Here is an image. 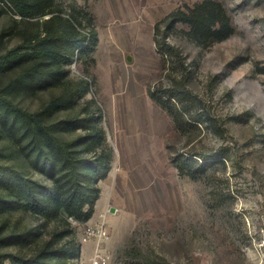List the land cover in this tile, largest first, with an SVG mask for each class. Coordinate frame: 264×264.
Wrapping results in <instances>:
<instances>
[{
	"label": "rangeland",
	"instance_id": "rangeland-1",
	"mask_svg": "<svg viewBox=\"0 0 264 264\" xmlns=\"http://www.w3.org/2000/svg\"><path fill=\"white\" fill-rule=\"evenodd\" d=\"M197 1L56 0L58 13H74L81 28L96 30L98 43L66 66V89L83 78L89 92L55 118L81 116L82 110L99 115L111 152L92 216L73 222L79 264L93 249L92 241H80L82 230L101 220L109 230L110 264H264V0H219L233 32L204 46L191 38L188 25L167 19ZM48 17L14 29L41 31ZM15 18L0 0V54L20 42L17 31H4ZM61 91L10 97L35 111ZM151 92L178 113L181 129ZM0 149L12 147L0 138ZM206 156L215 161L201 175L175 167L174 160L185 159L194 169ZM2 162L43 180L20 156ZM24 226L48 236L55 224L29 212L0 214V232ZM4 263L17 264L11 257Z\"/></svg>",
	"mask_w": 264,
	"mask_h": 264
},
{
	"label": "trees",
	"instance_id": "trees-1",
	"mask_svg": "<svg viewBox=\"0 0 264 264\" xmlns=\"http://www.w3.org/2000/svg\"><path fill=\"white\" fill-rule=\"evenodd\" d=\"M14 14L15 24L4 30L16 33L20 42L0 54V138L9 142L12 150L0 149V214L14 211L29 212L43 223L55 227L48 236L38 227L14 228L0 232V264L13 258L17 264H79L78 243L73 222H85L92 216L95 201L99 199L103 180L109 171L111 152L107 151L104 129L98 123L100 116L86 110L80 115L55 118L59 112L75 107L78 99L89 92V83L80 78L74 90L66 89L67 65L82 54L92 53L98 43L95 29L81 28L82 22L74 13L62 15L56 10V0H6ZM49 14L41 31L25 33L14 29L29 18ZM167 19L188 25V34L199 45L222 40L233 32L226 8L219 0H201L172 10ZM90 23L88 22V25ZM83 27V26H82ZM14 29V30H13ZM167 49L173 46L163 42ZM68 83V82H67ZM61 88L40 109L30 111L11 97V93ZM17 90V91H14ZM150 96L169 110L175 126L181 129L178 113L170 110L166 99L151 92ZM82 132L73 138L67 134ZM20 156L29 168L42 175L43 180L25 175L13 164L2 159ZM214 156L194 169L184 159L174 160L180 174L201 175ZM197 174V173H196ZM14 247L15 252L4 249Z\"/></svg>",
	"mask_w": 264,
	"mask_h": 264
},
{
	"label": "built area",
	"instance_id": "built-area-1",
	"mask_svg": "<svg viewBox=\"0 0 264 264\" xmlns=\"http://www.w3.org/2000/svg\"><path fill=\"white\" fill-rule=\"evenodd\" d=\"M109 238V230L103 220L82 230L80 241L93 242L92 253L86 264H110L111 254L105 245Z\"/></svg>",
	"mask_w": 264,
	"mask_h": 264
},
{
	"label": "water",
	"instance_id": "water-1",
	"mask_svg": "<svg viewBox=\"0 0 264 264\" xmlns=\"http://www.w3.org/2000/svg\"><path fill=\"white\" fill-rule=\"evenodd\" d=\"M110 211H112V212H113V211H114V208H113V207H111V208H110Z\"/></svg>",
	"mask_w": 264,
	"mask_h": 264
},
{
	"label": "crops",
	"instance_id": "crops-1",
	"mask_svg": "<svg viewBox=\"0 0 264 264\" xmlns=\"http://www.w3.org/2000/svg\"><path fill=\"white\" fill-rule=\"evenodd\" d=\"M101 196H102V193H101ZM100 200V198L98 199V201ZM98 201H97V203H98Z\"/></svg>",
	"mask_w": 264,
	"mask_h": 264
}]
</instances>
